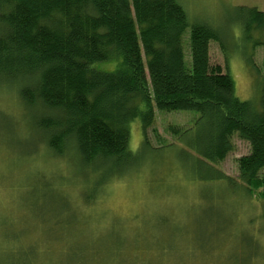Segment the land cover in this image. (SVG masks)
<instances>
[{
    "label": "rangeland",
    "instance_id": "374dc122",
    "mask_svg": "<svg viewBox=\"0 0 264 264\" xmlns=\"http://www.w3.org/2000/svg\"><path fill=\"white\" fill-rule=\"evenodd\" d=\"M179 1L191 24L208 23L227 36L226 52L211 42V62L233 77L240 98L256 102L260 75L245 54L264 75V45H244L228 20L237 6L264 10V0ZM189 36L190 29L184 44L191 64ZM116 66L95 64L105 71ZM28 82L0 77V264H264V199L248 194L239 178L237 160L250 152L248 141L235 134L233 151L214 165L234 183L194 176L171 127L187 129L199 113L155 108L148 138L156 149L100 183L104 171L82 168L73 144L62 157L49 148L38 126L47 110L20 96ZM130 133V149L142 150L139 118Z\"/></svg>",
    "mask_w": 264,
    "mask_h": 264
},
{
    "label": "trees",
    "instance_id": "16d2710c",
    "mask_svg": "<svg viewBox=\"0 0 264 264\" xmlns=\"http://www.w3.org/2000/svg\"><path fill=\"white\" fill-rule=\"evenodd\" d=\"M228 21L244 45H264L254 36L264 35V10L237 6ZM212 41L227 51V36L211 24H191L179 0H0V77H28L20 96L47 110L38 126L54 155L64 156L73 144L82 168L104 171L103 183L156 149L148 138L155 108L196 111L191 127H171L194 176L234 183L214 165L233 151L238 134L251 147L237 160L239 178L248 194L264 199V75L244 50L260 75V96L240 98L233 77L211 62ZM102 61L117 66L97 69ZM138 118L143 149L133 152L130 123Z\"/></svg>",
    "mask_w": 264,
    "mask_h": 264
}]
</instances>
